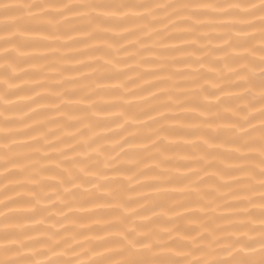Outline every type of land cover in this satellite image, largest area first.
I'll return each mask as SVG.
<instances>
[{
  "label": "snow or ice",
  "instance_id": "obj_1",
  "mask_svg": "<svg viewBox=\"0 0 264 264\" xmlns=\"http://www.w3.org/2000/svg\"><path fill=\"white\" fill-rule=\"evenodd\" d=\"M166 9L172 10L170 17H179L169 27H183L165 39L182 43L163 47V52L178 54L169 61H140L158 65L154 71L138 74L136 80L142 85L135 92L127 91L145 107L130 116L133 105L126 101L91 100L98 93L115 96L135 83L131 78L121 79L124 73L117 66L126 61L113 53L128 52L137 44L138 52L153 51L144 47V41L158 35L150 30L151 24L157 22L155 13ZM56 32L81 37H69L61 47L81 44L94 54L90 64L77 61L78 68L64 67L63 71L88 67L91 76L118 83L110 88L98 86L77 102L62 99L76 90L55 91L62 84H75L72 78L48 92L35 91L44 87L36 80L38 73L17 69L20 64L36 67L48 57L26 55L23 50L50 47L49 37ZM138 32L144 36L138 37ZM135 55L129 53L127 59ZM105 57L111 58L100 63ZM59 60L66 62L68 57L60 55ZM169 63L186 67L171 70L166 68ZM178 76L181 83L176 82ZM24 77L34 82L33 88L25 90L12 83ZM12 96L17 102L9 99ZM84 101L88 103L81 107ZM0 102V191L5 194L0 199V264H264V0L179 4L0 0ZM9 112L17 115L10 118ZM47 112L58 113V118ZM58 119L63 123L58 124ZM129 121L138 130L111 139L125 132ZM51 124L58 125L56 131L76 130L56 135L45 130ZM50 136L55 140H49ZM186 136L194 140L181 145L170 139ZM121 145L146 156L138 160ZM116 148L121 150L116 152ZM109 149L113 154H108ZM176 149L189 153L173 165L168 153ZM42 150L50 151L40 155ZM144 160L154 163L139 168ZM208 169L214 171L209 174ZM125 171L133 175L124 177ZM23 173H29L26 184L14 179ZM141 176L147 183L137 186L156 194L166 196L163 185L185 182L192 191L180 190L187 199L170 202L145 195L141 204L124 196L126 189L119 179ZM224 177L231 179L224 182ZM9 192L13 195H6ZM212 196L224 200L218 207L229 211L218 216L204 212L208 218L201 219L190 205L207 208L215 200L201 202ZM101 200L105 203H98ZM50 208L56 213L49 212ZM100 213L111 218L101 220L97 218ZM45 221L53 223L45 226ZM94 230L103 235H85Z\"/></svg>",
  "mask_w": 264,
  "mask_h": 264
},
{
  "label": "bare ground",
  "instance_id": "obj_2",
  "mask_svg": "<svg viewBox=\"0 0 264 264\" xmlns=\"http://www.w3.org/2000/svg\"><path fill=\"white\" fill-rule=\"evenodd\" d=\"M13 2H31V0H13ZM65 3H71L74 2V0H64ZM136 2H143V3H149V4H179V3H188V2H201V3H207V2H218V0H136ZM229 2H243V0H229ZM142 11V10H141ZM171 9H166L161 12H156L155 17L156 21L155 23L151 24V31H154L158 33V35H152L150 39H146L144 41V47L153 49V51L150 52H138V49L140 48V45L137 44L134 48L128 49V52H118V53H113L114 56L125 60V63L119 64L117 67L119 68L120 71L124 73V76L121 79H126V78H131L135 80V83H130L128 84V89H121L118 93L113 95H105L103 93H98L97 95H91L90 99L93 101H100V102H113V103H124L125 101L133 105L132 111L129 113V115H137L139 112V109L145 107L138 99L136 95H128L127 91H133L135 92L138 86L142 85V81L136 80V77L140 73H144L146 71H154L158 65L155 63H143L141 64L140 61L142 59H147L149 61L151 60H156L159 59L161 61H169L171 57L177 56L178 54L176 53H167L163 52V47L168 46H179L182 41L177 40V39H165V37L168 35V33H173V32H178L180 28L183 27V25H178L176 24L174 27H169L170 24H173L175 21L179 19V17L171 16ZM166 17H170L166 18ZM152 18L149 17V20ZM207 19V18H204ZM218 19H227V18H218ZM202 31H208V29L202 30ZM216 31H223L222 29H217ZM47 35V34H46ZM138 37H143L144 33H137ZM69 37H72L74 39H81L79 34L77 33H63V32H56L54 35H51L49 37L48 43L50 47L46 48H39V49H32V48H27L24 49L23 51L25 52L26 55H47L46 60H41L38 62V65L36 67H32L30 64H20L19 68L17 69L18 72L20 71H27L30 74L31 73H38L36 80L38 82H42L44 87L42 88H36L35 91L45 93L53 88H55V85L59 82H62L65 79L72 78L76 81L75 84H62L61 87L55 88V91L58 92H63L65 89H74L75 95H70L67 97H62L65 101L71 100L73 102L81 101L84 96L90 95V93L96 89L98 86L99 87H106L110 88L117 84L118 82L115 80H101L97 79L94 76H91L90 73L92 71L91 68L85 67V68H79L78 71H63L62 69L64 67H73V68H78L77 61H82L85 64H90L91 59L90 57L93 56V53L88 52L86 48H84V45L81 44H74V45H69L68 47H61L62 44H64ZM58 38V39H57ZM135 39V38H133ZM185 39H192V37H188ZM89 44H94L95 42L89 41ZM120 44H126L127 41H120ZM204 43H207L205 41ZM213 44H218L219 41H213ZM54 49H59L58 52H56L55 55L52 54ZM74 49H80L82 51V54H78L77 51ZM188 51H191V49H188ZM129 53H136V55L133 57V59H127ZM60 55H65L68 57V60L66 62H62L59 60ZM111 57H105L103 60L100 61V63H104L105 60L110 59ZM47 65H52V67H48ZM186 66L183 64H167L166 68L171 69V70H179V69H184ZM193 67H196L193 65ZM131 69V70H129ZM167 72L164 73H159V75L164 76L166 75ZM87 77V78H84ZM151 79V78H149ZM176 82L181 83L182 78L181 77H176ZM15 85L21 86L23 89L27 90L29 88L34 87V82L29 79V77H24L21 80H15L12 82ZM183 88H188L191 87L190 85H183ZM152 91H155V89H152ZM225 91L228 92H239V89H230V88H225ZM142 95H146V93H142ZM118 97V99H117ZM10 100L17 102V97L12 96L9 97ZM19 103L23 104L26 103V101H18ZM158 101H152L151 103H157ZM88 103V101H84V103L81 105V107L85 106ZM35 107V105H33ZM0 110H2V102H0ZM179 111V110H176ZM10 118H14L17 114L16 113H6ZM46 115L53 117V118H58V113L55 112H47ZM141 119H144V117H140ZM2 119V117H0ZM123 119V118H121ZM30 123V121H29ZM63 121H60L58 119V124H62ZM57 124H51V125H46L45 130L51 129L52 131L56 132V135H62L65 132H74L76 129H64L61 128L60 131H56L57 129ZM138 130V126L133 124L132 121H129L128 127L126 128L125 132L120 133V135H112L111 139L113 140H119L120 136L122 135H127L129 132H135ZM100 131V130H97ZM105 135H109V133L105 132ZM19 141H25L26 137H17L16 138ZM172 140H177L179 144H183L186 140H194V137L186 136V137H181V138H170ZM49 140H55V136H50ZM43 143V142H41ZM167 143V141H166ZM123 149L126 151L134 154L137 159H144L146 156L145 153L140 152L137 149H129L127 145H121ZM229 146H225V149H227ZM222 149V150H225ZM121 149L116 148L115 151L119 152ZM21 151H27V149H22ZM44 151H50V150H42L40 155L44 154ZM189 153L188 149L184 150H173L172 152L168 153V155L173 157V165L175 164L176 159H179L180 157H183L184 155H187ZM109 155L113 154L111 152V149H109ZM22 164H26V161H21ZM41 163H45L44 161H41ZM154 162L151 160H144V163L138 164L139 168H143L146 166H151ZM229 162H225L227 164ZM173 165H168L170 169L173 168ZM125 168L130 167V165L125 164ZM135 169L133 170V172ZM209 174L214 171L213 169H208L206 170ZM133 172H124V177L131 176L133 175ZM181 173L186 172V169H180ZM172 174H176L175 171L173 170ZM109 175H115L110 173ZM201 175H204V173H201ZM239 175V174H237ZM28 176L29 173H23L17 177H14V179L18 182L21 183H28ZM124 177H120L119 179L123 182V186L126 189V191L123 193L124 196L129 197L138 203H144V200L142 197L145 195L148 197V199L152 200H161V199H166L169 202L171 200H184L187 199L185 196L180 195V190H183L185 192H190L192 191V187L185 182L184 184H169V185H163V188L165 189L167 195L163 194H156L153 193L150 188L147 187H138V184H145L147 183L146 177H138L136 179H131V180H125ZM38 179H40L38 177ZM192 179H195L193 177ZM231 177H224L223 181L226 182L230 180ZM45 182H48L45 180ZM201 189L207 190L208 186L207 185H199ZM233 187H237L233 185ZM227 189L222 190V192H226ZM220 193H217L216 195H219ZM6 195L11 196L13 193L9 192ZM5 194L0 191V199H3ZM227 200H235L236 197H227ZM56 200V197H53V201ZM210 200H215V196L212 197H205L204 200L201 202L202 204L208 203ZM43 203L45 204H50L52 201H44ZM98 203H105L103 200L98 201ZM225 203L224 200H215L214 203H212L209 207L203 208L201 210V204H191L190 208L193 210L197 211L200 215L201 219H207L208 217H205L203 215L204 212H207L209 216H218V215H223L226 214L229 210L224 209L221 207H218V205ZM135 207V205H133ZM2 210V209H0ZM67 211V210H65ZM159 211V209H157ZM177 212H180L181 214L184 213V209H176ZM49 212L51 213H56V209L50 208ZM47 215V213H45ZM171 215V213H169ZM99 219L101 220H108L111 217L107 215L106 213H100L98 215ZM135 219V218H132ZM240 219V218H236ZM53 223V221H45V226L48 224ZM43 227V226H42ZM59 227V225H57ZM93 234H99L103 235L102 232H98L97 230H94L93 233H85V235H93ZM195 235V233H193ZM83 258V257H82ZM191 258V257H190Z\"/></svg>",
  "mask_w": 264,
  "mask_h": 264
}]
</instances>
